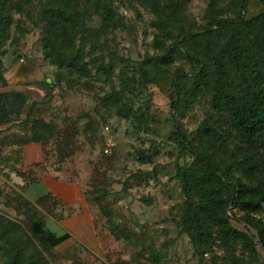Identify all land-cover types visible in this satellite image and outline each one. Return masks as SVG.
I'll return each mask as SVG.
<instances>
[{
    "label": "rangeland",
    "instance_id": "1",
    "mask_svg": "<svg viewBox=\"0 0 264 264\" xmlns=\"http://www.w3.org/2000/svg\"><path fill=\"white\" fill-rule=\"evenodd\" d=\"M181 1L179 26L166 31L143 0H106L112 10L108 22L94 13L88 0H77V8L85 13V30L93 32L84 33L88 36L84 45L76 41V49L83 50L80 63L85 74H69L51 65L43 54L42 36L49 29L44 21L45 0H0L1 59L6 79L0 85V94L20 93L26 99L18 109L19 116L13 107L10 121L0 124V187L5 191L21 189L34 201L47 191L41 183L46 176L78 182L81 186V193L78 188L75 190L80 201L64 202L52 194L60 204L52 214L41 212L51 232L71 237L54 247V264H112L129 260L134 252L133 247L109 235L105 219L86 200V184L100 162L104 167L111 166L114 206L121 212H131L129 225L142 234L147 256L158 251L161 263L169 264H264L260 245L258 255L251 256L239 247L225 248L219 243L206 250L199 262L198 253L178 225L184 195L177 173L178 167L189 158L179 155V148L171 139L176 124L195 143L208 139L204 124H211L222 136L212 142L214 148L230 159L242 153L257 160L264 155V141L258 152H253L233 136L225 117L213 107L211 95L204 93L190 98L188 90L181 87L177 108H172V83L156 77L149 59L166 53L169 61L160 66L171 71H188L185 57L172 49V39L181 30L201 29L214 15L233 16L231 0ZM263 11L264 1L248 0L245 17L252 18ZM222 39L223 36H218L219 44ZM32 101L38 103L34 115L51 121L58 129L76 124L75 151L65 158L60 171L50 165L55 160V140L44 147L47 166L15 161V150L19 147L9 143L15 135L25 136L19 122L27 116ZM84 112L99 122L96 133L84 132L87 122L81 117ZM103 123L110 125L115 137L108 155L103 153L100 133ZM16 168L25 174L24 178L16 174ZM255 176L262 178L258 172ZM4 200V196L0 198V215L20 219L13 208L2 203ZM84 213L91 225L86 218L82 221V217L69 226L60 222L65 216ZM237 216L241 218L242 213ZM52 220L58 224L53 225ZM232 224L244 228L242 222L233 220ZM262 236L264 240V231Z\"/></svg>",
    "mask_w": 264,
    "mask_h": 264
},
{
    "label": "trees",
    "instance_id": "2",
    "mask_svg": "<svg viewBox=\"0 0 264 264\" xmlns=\"http://www.w3.org/2000/svg\"><path fill=\"white\" fill-rule=\"evenodd\" d=\"M91 9L103 22L112 18L111 7L106 0H88ZM157 15L166 31L179 26L181 0H143ZM264 1V0H262ZM233 16L214 15L199 30H181L172 39V49L181 53L189 64L188 71H171L166 64L168 54L149 59L156 69L158 79H169L173 86L171 106L181 87L190 98L200 94L211 95L213 107L225 117L233 136L246 148L258 152L264 141V11L246 18L248 0H231ZM46 21L49 29L42 36L43 54L51 65L65 69L67 73L85 74L80 63L82 48L76 49V41L84 45L88 39L83 24L84 12L77 8V0H45ZM2 25V22H1ZM80 34V36H78ZM218 36H223L220 44ZM0 36V85L4 84ZM158 42V40H157ZM217 44L219 47L215 51ZM211 60V61H210ZM148 71L145 70L144 75ZM49 83L48 81L46 82ZM23 94H0V124L8 123L14 111L25 103ZM9 104V105H8ZM38 103L29 104L27 116L19 122L25 136H14L9 145H16V162L22 163V148L27 143H41L45 147L55 140V160L50 163L55 171L61 170L65 158L75 151V123L58 129L51 121L35 116ZM84 132H97L99 122L90 113ZM208 139L201 143L190 141L178 124L171 134L179 148V155L189 161L178 167L177 177L182 186L184 202L180 206L178 225L189 238L201 262L206 250L216 243L225 248L239 247L251 256H257V245L264 250V155L258 160L251 154L242 153L230 159L220 154L212 142L222 136L214 126L204 124ZM40 167L47 166V154ZM105 155V154H104ZM2 153L0 149V159ZM109 162V161H108ZM103 162L95 165L86 184V200L94 205L105 219V229L117 241L133 247L129 260L121 259L112 264H169L162 262L160 253L146 255L142 234L129 225L131 212H121L114 206L109 169ZM15 172L25 176L18 168ZM256 172L262 178L255 176ZM6 207L15 210L20 219L0 215V262L1 264H54V247L69 238L67 233L57 235L47 227L41 212L52 214L60 201L51 192L28 199L20 189L5 191L0 187V198ZM242 213L241 218L237 213ZM236 220L244 224L239 229L232 224Z\"/></svg>",
    "mask_w": 264,
    "mask_h": 264
},
{
    "label": "crops",
    "instance_id": "3",
    "mask_svg": "<svg viewBox=\"0 0 264 264\" xmlns=\"http://www.w3.org/2000/svg\"><path fill=\"white\" fill-rule=\"evenodd\" d=\"M44 159H45L44 147L41 143H27L23 146L22 148L23 163L28 162L29 164H40L44 161ZM41 183L46 187L47 191L51 192L53 195L60 198L64 202L73 203L81 200V198L78 197V195L75 192V190L78 188L81 193V186L78 182L62 181L46 176L41 180ZM80 217H82V221H84L83 218H86V222L90 225L92 224L90 219L85 213L83 215L75 214L70 217L65 216L60 222L63 223L65 226H69L72 221H78ZM52 221H53L52 223L53 225L58 224L57 221L55 220ZM61 234L63 233H59L57 235H61ZM69 239H71V237H69L67 240Z\"/></svg>",
    "mask_w": 264,
    "mask_h": 264
},
{
    "label": "built area",
    "instance_id": "4",
    "mask_svg": "<svg viewBox=\"0 0 264 264\" xmlns=\"http://www.w3.org/2000/svg\"><path fill=\"white\" fill-rule=\"evenodd\" d=\"M100 133L102 137L103 153L105 155L110 154L112 148L115 145V137L112 129L108 123H103L100 127Z\"/></svg>",
    "mask_w": 264,
    "mask_h": 264
}]
</instances>
